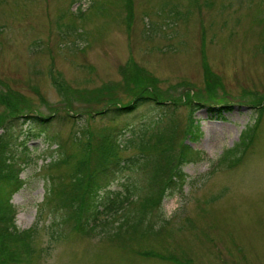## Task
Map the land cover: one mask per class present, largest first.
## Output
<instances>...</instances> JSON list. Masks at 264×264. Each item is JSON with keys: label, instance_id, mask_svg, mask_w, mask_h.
<instances>
[{"label": "rangeland", "instance_id": "1", "mask_svg": "<svg viewBox=\"0 0 264 264\" xmlns=\"http://www.w3.org/2000/svg\"><path fill=\"white\" fill-rule=\"evenodd\" d=\"M134 71L173 111L175 131L158 148L171 150L174 165L193 114L202 124L192 142L201 158L184 165V189L166 197L145 225L125 229V221L103 219L93 234L80 233L60 224L54 206L41 211L48 179L57 190L68 188L73 165L94 163L108 132H123L121 155L140 152V135L159 110L107 113L134 99ZM1 95L14 102L0 101V119L16 105L23 114L54 116L47 135L64 142L70 160L51 165L55 145L45 134L17 152L23 186L11 204L24 234L5 245L13 264H264V0H0ZM194 101L202 105L196 111ZM244 132L251 143L224 163ZM131 175L143 196L147 176ZM108 223L120 230L101 235Z\"/></svg>", "mask_w": 264, "mask_h": 264}, {"label": "trees", "instance_id": "2", "mask_svg": "<svg viewBox=\"0 0 264 264\" xmlns=\"http://www.w3.org/2000/svg\"><path fill=\"white\" fill-rule=\"evenodd\" d=\"M129 78L135 82L136 86L134 99L124 105H114L112 111H107V113L112 112L114 117L118 118L136 112L139 108L154 107L159 110L155 114L153 125L150 128L146 126L143 135H140V143L137 144V147H141L140 152L129 156L121 155L123 148L128 147L119 140L123 132L119 134L108 132L98 143V154L94 163L91 164L88 158H83L73 165L69 173L68 188L57 190V181L48 179L51 185L42 209L54 206V210L63 215L60 224L72 223L74 229L80 233L93 234L96 232L98 223L103 219L125 221L122 223L125 229L145 225L146 217L153 211L160 210L166 197L184 189L188 181V175L183 169L184 165L201 158V153L192 145V142L202 137V124L192 114L186 130L187 140L191 142L182 143L178 160L172 165L171 150L167 147L158 148V146L165 139V135L167 137L168 133L173 134L175 131V126L170 127L175 124L171 119L173 111L168 112L169 107L166 105V100L155 89H150V81L142 82L140 75H137L135 71L129 74ZM215 84L216 82L210 79L209 87H214ZM7 97L9 98L1 95L0 101H4L3 98H5L14 102L11 96ZM191 103L193 110L202 106L195 101ZM195 105H197L196 108ZM10 109L11 115L6 119H0V264H13L16 255L5 245L12 239L19 241L18 237L24 234L15 225L12 215L13 206L10 203L11 195L23 185L22 180L18 178V170L14 164L17 152L26 153L28 139H35L45 134L48 145L50 147L55 145V148H52L53 157H50L51 165L57 167L60 164L70 165L69 156L64 151V142L58 139V136L47 135L53 124L54 116H45L35 112L23 114L17 105ZM219 110V115L223 118V108ZM167 119L168 122L164 124ZM154 126L156 131H153L150 136L144 135ZM254 127H257L256 124ZM155 132H157L156 140L152 142ZM245 133L242 134L241 142L226 152L223 157L224 163H232V159H238V155L249 146L251 140H245ZM135 139L133 135L125 143L130 145ZM171 139L170 137L168 140L171 142ZM244 145L246 148L243 149ZM149 148L155 149L152 154L146 153ZM219 161L221 162V159ZM136 170L144 172L149 182V189L143 196L141 195L143 186L133 179V175L130 176V173ZM115 182H119L120 185L123 183V189H112ZM54 193L55 196H53ZM118 213L121 214L119 219L116 218ZM107 226L108 231L105 229L104 233H100L101 235L115 234L120 230L111 232L113 227L109 223ZM121 227L120 225L117 228ZM143 227L145 229V226ZM61 235L62 232L58 231L55 238Z\"/></svg>", "mask_w": 264, "mask_h": 264}]
</instances>
